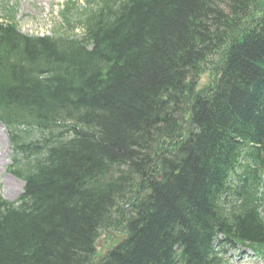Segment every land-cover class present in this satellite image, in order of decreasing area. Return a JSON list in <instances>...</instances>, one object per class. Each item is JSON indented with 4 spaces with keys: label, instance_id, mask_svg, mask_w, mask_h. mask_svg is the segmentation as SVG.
Listing matches in <instances>:
<instances>
[{
    "label": "trees",
    "instance_id": "16d2710c",
    "mask_svg": "<svg viewBox=\"0 0 264 264\" xmlns=\"http://www.w3.org/2000/svg\"><path fill=\"white\" fill-rule=\"evenodd\" d=\"M86 2L80 36L0 20L24 181L0 198V264H222L218 235L262 256L264 0ZM105 229L124 239L98 256Z\"/></svg>",
    "mask_w": 264,
    "mask_h": 264
},
{
    "label": "rangeland",
    "instance_id": "374dc122",
    "mask_svg": "<svg viewBox=\"0 0 264 264\" xmlns=\"http://www.w3.org/2000/svg\"><path fill=\"white\" fill-rule=\"evenodd\" d=\"M66 1L67 0H0V18L6 19L4 10L13 9V17L18 30L23 34L30 36L53 35L54 33L57 34L61 31L69 32L67 28L59 27V25L62 24L60 10L63 7L62 4ZM72 1L75 3L76 8H78V6H85V4L81 3L82 0ZM73 14L76 13L72 12V15ZM74 21H76V18ZM75 25H77V23ZM79 29L80 28L77 27L74 31L77 35L80 34ZM209 79V72L206 71L202 74L200 80L198 79V85L201 87L207 85ZM3 130L5 135H3V131H0V148L3 150L2 161H5V165L4 171H0V197L8 201H15L22 193L23 186L18 193V183L15 182L12 185V193L6 195L4 191L2 179H7L8 174L11 175L8 166L11 163L12 149L8 141V134L4 127ZM113 242V240H108L104 244L105 250ZM243 252L245 255H242ZM225 259L227 264H264V259L255 260L254 256L247 251L245 252L243 248L236 251H229L225 256Z\"/></svg>",
    "mask_w": 264,
    "mask_h": 264
},
{
    "label": "bare ground",
    "instance_id": "6f19581e",
    "mask_svg": "<svg viewBox=\"0 0 264 264\" xmlns=\"http://www.w3.org/2000/svg\"><path fill=\"white\" fill-rule=\"evenodd\" d=\"M0 131H3V135H5V132H4L1 124H0ZM0 142H1V139H0ZM6 144H7V140H6ZM2 155H3V150H2V148H0V171H4V165H5V161L4 160L2 161ZM15 182L18 183V191L17 192L19 193L21 191L22 186H23L22 181L15 179L13 176H11L9 174H8L7 179H2V183H3L4 191H5L6 195L12 193V185Z\"/></svg>",
    "mask_w": 264,
    "mask_h": 264
},
{
    "label": "water",
    "instance_id": "95a60500",
    "mask_svg": "<svg viewBox=\"0 0 264 264\" xmlns=\"http://www.w3.org/2000/svg\"><path fill=\"white\" fill-rule=\"evenodd\" d=\"M100 242H101V240H98L97 243H96V245L98 246L100 244Z\"/></svg>",
    "mask_w": 264,
    "mask_h": 264
}]
</instances>
